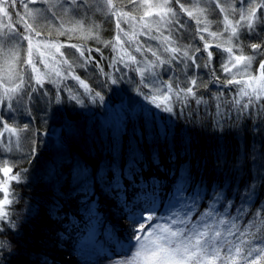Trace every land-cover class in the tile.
<instances>
[{
	"label": "snow or ice",
	"instance_id": "1",
	"mask_svg": "<svg viewBox=\"0 0 264 264\" xmlns=\"http://www.w3.org/2000/svg\"><path fill=\"white\" fill-rule=\"evenodd\" d=\"M190 2L191 0H141L138 3V0H128V4L132 6L128 9V5L118 6L116 0H100L103 7L95 10L106 15L109 20L115 18L116 27L113 39L102 41L100 25L93 24L85 30L83 21L74 19L81 8L93 10L91 0H0V14L3 17L0 20V106L7 108L9 113L25 110L31 115L27 104L34 99L33 93L38 88H44L45 83L52 84L57 89L54 93L55 103L62 102L61 91L67 94L69 101L81 106L85 103V97L93 103L104 101L101 91H96L88 82L90 78H81L76 70L93 64L98 69V75L104 77L102 82H97V86L106 87L128 77V72H123L120 76L113 74L120 73L121 68L117 65H122L139 77L138 82L129 78V83L135 84L134 90L147 104L172 113L175 102L187 104L191 98L196 104L208 103L199 91L200 87L208 88V83L197 74V70L203 68L208 69L211 76L209 83L219 84L225 89L238 86L232 100L238 113L243 115L247 112L251 117L250 110L256 109L260 122L264 124V39L250 45V55L244 54V45L240 42L241 30H247L249 34L256 36L264 34V0H199L200 3L214 5L220 13H224L223 32L230 31V35L215 45L206 40L203 33L207 32L209 36L219 40L223 32L210 31L212 21L207 20L208 9L198 8L199 15H194L186 6ZM18 3L25 9L24 15L12 13L11 9L16 8ZM29 4H47L48 8L29 7ZM144 7L146 10L143 15L138 17L133 14ZM56 8L60 9L72 25L65 29L62 20L57 29L59 35L79 32L80 38L85 41L82 44L67 45L75 49L74 53L62 52L61 49L65 47L63 44L36 39L42 36V32L35 26V22L46 18V11ZM229 12L233 17L238 13V19H230ZM181 13L186 14L189 19L182 20ZM14 16L17 18L13 19ZM192 20L196 23L192 39L198 37L203 41V48L191 42L187 45L180 42L181 37L177 33L180 30L191 31ZM122 25H128L131 31ZM139 37L146 39L140 41ZM88 40L102 42L105 48L112 49L114 55L108 62L112 72L104 70L101 49L87 47ZM23 41L27 42L26 49ZM149 41H155L156 44L152 45ZM213 46L228 54L220 66L223 78L217 75L213 67ZM52 48H55L60 59L51 54ZM234 50L239 51V54H235ZM93 51L101 53L100 60L92 55ZM76 53L79 54L78 57ZM134 53L139 54L140 58ZM203 53H207V58L200 63ZM38 65H43L45 71H41ZM69 80L75 84L69 85ZM41 95L48 96L49 93L43 92ZM222 96L224 92L218 90L213 99ZM24 133H31L30 124L21 127L15 123L14 116L9 115L6 119L0 112V153L21 151L22 141L27 139L22 135ZM144 135L141 132V136ZM36 151V148H32L28 155L34 156ZM251 152V148L245 147L241 153L238 145L233 163L240 170L247 168L250 180L259 178L264 181V164H261L257 177L251 175L254 160H247ZM242 154L245 156L243 164L240 161ZM20 159H25V156L21 155ZM28 162L31 163L30 160ZM153 162H156L155 159ZM26 173L27 169L21 168L16 160L0 156V224L3 225L0 227V237L19 228L17 221L12 218L11 206L17 203L18 196L11 185L13 182L24 183ZM261 187H264V183ZM255 188L256 185L253 184L248 189L246 200L249 204L253 202ZM219 200L218 196L217 202ZM253 206L256 207L254 214L241 207L237 209L236 216H228L227 208L224 213H219L213 204L197 223H192L189 213L184 212L183 216L172 213L163 218L164 223L153 224L154 209L142 208L135 211L139 205L129 207L125 200L123 209L127 210L130 235L126 236V242L117 238L119 250L115 254L120 259L114 260L112 264H264V207L260 206L258 200ZM246 215L254 216V219L242 225L239 221L244 220ZM209 219L212 223H208ZM11 243L0 238V264H7L5 255L13 251ZM43 264H54V261H49L46 257Z\"/></svg>",
	"mask_w": 264,
	"mask_h": 264
},
{
	"label": "trees",
	"instance_id": "2",
	"mask_svg": "<svg viewBox=\"0 0 264 264\" xmlns=\"http://www.w3.org/2000/svg\"><path fill=\"white\" fill-rule=\"evenodd\" d=\"M242 38L250 46L264 39V34L256 36L244 32ZM202 56L200 63L205 60L204 53ZM220 65L221 57L214 51L213 67L223 78ZM77 74L81 78H90L88 82L95 90L108 98L113 85L97 86V82H102L104 77L98 75L93 65L80 69ZM197 74L208 83L207 89H199L207 104H196L191 98L187 104L174 103V110L168 115L170 120L162 122L170 121V125L165 124L163 132L155 128L146 129V123L138 114L141 121L137 118L135 123L129 124L133 127H128L126 131L125 144L115 147L108 137L104 139L100 135L102 133L90 115L97 111V107L91 105L88 99L81 106L69 102L65 92L61 91L62 102L55 103V92L43 89L33 94L34 99L27 104L31 115L25 110L12 113L3 110L6 119L12 115L17 125L30 124L31 127V133L22 134L27 137L22 141V150L10 155L21 168L27 169V179L22 184L13 182L11 185L18 196L17 203L11 206L12 218L19 228L0 237L5 242H12L13 251L5 255L7 264H43L46 256L50 259L43 248L46 240L53 237L60 238L61 246L58 248L61 249L76 241L75 236L78 238L93 232L97 237L104 236L105 247L110 246L115 240V233L119 234L117 219H124L121 210L119 214L115 213L117 210L113 206L118 203L123 209L125 200L130 207L149 206L150 200L157 195L162 196L170 184L187 185V179H169L175 166L188 165V169L195 170V174L209 188H224V196L240 204L246 201L248 189L255 184L253 202L248 204L247 211L256 212L253 204L257 200L264 207V187H261L264 181L259 178L250 180L248 169L240 170L233 163L239 145L241 153L245 147L252 149L247 160H254L251 168L253 177H257L261 164H264V124L260 122L257 110H250L251 117L247 112L240 115L232 104L237 91L235 86L225 89L219 84L209 83L211 76L208 69L201 68ZM122 82L116 84L118 86L114 89L117 91H111V98H131L137 94L135 84L129 83L128 77L126 83ZM218 90L224 92V96L213 99ZM43 92L49 95L42 96ZM155 123L152 121L151 126ZM49 126L61 127V144L53 149L46 145L42 150L39 146L43 143L41 134L47 132ZM141 132L145 133L143 137ZM32 148L37 149L34 156L28 155ZM130 152H135L132 154L133 159L136 157V167L126 165ZM21 155L25 159H20ZM240 161L245 163L243 154ZM120 166L123 171L115 175ZM242 197L245 199L242 200ZM126 211L123 209V212ZM0 227L3 225L0 224ZM54 258L56 262L58 258Z\"/></svg>",
	"mask_w": 264,
	"mask_h": 264
},
{
	"label": "rangeland",
	"instance_id": "3",
	"mask_svg": "<svg viewBox=\"0 0 264 264\" xmlns=\"http://www.w3.org/2000/svg\"><path fill=\"white\" fill-rule=\"evenodd\" d=\"M141 0H138V3H140ZM155 2V0H154ZM116 3L119 5H128V9H131V5L128 4V0H116ZM92 5V12L87 11L85 8H81L79 11V14L74 17L75 20H81L84 23L85 30L89 27H92L93 24L100 25V37L102 41H110L113 39L114 35L116 34V27H115V18L109 20L108 17L104 14H102L100 11H96L95 9L97 7H103V5L100 3V0H91ZM68 5L66 4L65 7ZM189 10L193 11L194 15H199L198 8H207L208 11L206 13L207 20L212 21V24L210 26V31L212 32H223V29L225 27L223 20H224V13H220L218 8H215L214 5H207L205 3H200L199 0H191L190 3L186 5ZM29 7H39V8H48L47 4H36L32 5L29 4ZM146 10V7L140 8L139 11L134 12V15H137L138 17L143 15V12ZM154 10V9H153ZM12 13H19L20 15L25 14V9L23 8L22 4L18 3V6L14 9H11ZM53 12H55V15H53ZM44 16L46 18H40L38 21L35 22V26L39 28V30L42 32L41 37H37V40H50L54 41L59 44L65 45L61 49L62 52L66 54L74 53L75 49L67 47V45L76 43V44H82L85 43L80 38V33H69L68 35L61 36L59 35L58 28L63 20L65 29L71 27L72 25L69 24L68 18L63 16V13L60 11L59 8L46 11L44 13ZM98 17L100 19H98ZM17 17L14 16L13 19H16ZM229 18L230 19H238V13L235 17L232 16L231 12H229ZM2 14H0V20H2ZM151 19V18H146ZM181 19L182 20H188L186 14L181 13ZM31 22V21H30ZM191 25V31L185 32L184 30H180L179 33H177L181 39L180 42L184 45L189 44V42L196 44L197 46L203 48V41H200L197 37L196 39H190L191 36L195 32L196 23L194 20L190 21ZM129 31L128 25H122ZM203 25H201L202 27ZM22 31V28H21ZM244 32H247V30H241V37ZM206 40L211 42L213 45L216 43H220L224 39H226L230 35L229 32H223V35L218 40L215 37H211L208 35L207 32L203 33ZM71 37V38H70ZM123 38V36H122ZM140 41H144L145 37H139ZM235 43V41H233ZM244 45V54L250 55L252 53V49L250 46L247 45V43L242 40L240 41ZM24 45V48H27V42H22ZM35 43V41H34ZM87 47L95 49L99 47L101 49V52L103 53V61L102 65L104 67V70L106 72H112L113 70L108 67V62L110 58L114 55L112 49L110 47L105 48L104 44L102 42L94 41V40H88L86 41ZM150 44L155 45V41H149ZM127 47V44L125 45ZM131 50V49H130ZM214 53L217 52L221 57V64L224 62V60L227 58V53L222 52L221 49L213 48L211 49ZM235 54H239V51L234 50ZM51 54L56 55L57 59H60L59 54L55 53V48H52L50 50ZM137 55V58L139 59V54L134 53ZM87 55V53H86ZM92 55L96 58V60H100L101 53L93 51ZM205 60L207 58V53H204ZM76 56L78 57L79 54L76 53ZM71 58V57H69ZM0 63H2V59H0ZM93 64L87 65L85 68L92 66ZM41 69V71H45V68L43 65H38ZM175 66V65H174ZM221 66V65H220ZM117 67L121 68L120 73H113L116 76H120L123 72H128V78H132L139 81V77L136 76V73L133 71H128V69L123 68L122 65H117ZM256 65L254 64V68ZM183 68V65H181V69ZM84 68H78L76 71ZM94 69H96L94 67ZM98 71V69H96ZM221 70V67H220ZM222 71V70H221ZM223 73V72H222ZM255 74V73H254ZM54 75V73H53ZM126 83V78L123 79L122 83ZM69 85L75 84L74 81L69 80L67 81ZM112 86V84H110ZM126 85V84H125ZM118 85H113L112 89L108 92V98L107 96H104V101H96L95 103L91 102L87 97L84 99H88L89 103L91 105H96L97 111H93L91 115V119L94 120L93 122L96 123V126L100 130L99 132L104 139L107 137L109 138L110 142L115 146H118L119 144H125L126 140V131L128 130V127H133L132 125H129L131 122L135 123L136 119L139 118L138 114L142 116V122L144 121L147 126L146 129H158V131H164L165 124L170 125V121L168 123H162L166 120H170L169 116L171 113L164 112L162 110L156 109L153 105L147 104L146 101L143 100V97L141 95L136 94L135 96H132L131 98L129 96H123L121 98L115 99V97L111 98V91H117V89H114ZM236 89L238 86H235ZM78 88V85H77ZM110 88V87H109ZM43 89H49L57 92V89L53 87L52 84L45 83L44 88H38L37 91L43 90ZM36 91V92H37ZM82 91V90H81ZM144 91H147L145 89ZM35 92V93H36ZM33 93V94H35ZM66 94V93H65ZM134 95V94H133ZM67 98V94L65 95ZM68 102V100H67ZM70 102V101H69ZM176 103V102H175ZM173 104V108H174ZM151 109V111H149ZM3 110H7V108L0 106V111L3 112ZM140 120V118H139ZM141 121V120H140ZM153 122H156L154 125L151 126ZM59 126H49L48 131L43 132L42 135V144L41 149L44 150L45 146L48 145L49 148H56L59 144H61V136H60V129ZM131 129V128H129ZM133 129H137L134 127ZM68 131V129H67ZM149 135V133H148ZM14 139V138H10ZM134 143L133 141L131 142ZM126 147V145H125ZM120 149V148H119ZM114 151L117 149H113ZM135 152H130L129 157L130 160L127 161L126 165L127 167H136V163H134L136 157L133 159V154ZM12 153L3 154L0 153V156H4L5 158L10 157ZM126 156V151H125ZM124 164V163H123ZM125 165V167H126ZM126 167V168H127ZM125 170V168H124ZM130 170V169H127ZM123 171V168H117L115 171L120 172ZM171 173H174L173 175H169V179L172 178V180H188L187 185L179 186L177 183L170 184L168 188L164 192H162V196L157 195L153 199L150 200L149 206L139 205V208H137L135 211H140V209H154L152 212V215L154 216V220L152 221L153 224L157 223H164V217H169L172 215V213H177L178 215L183 216L184 212H188L192 223H197L200 219L203 213L210 210L211 206L215 204L216 210L219 213H224L225 208L228 209V216H236L237 209L238 208H246L248 207V201L246 200L244 203H237L234 200L228 199L224 196V188L216 187V188H209L210 186H207L205 183L201 181V178H199L198 174H195V170H189L188 165L182 166H175L172 167ZM126 177V176H125ZM0 179H2V174H0ZM212 185V184H210ZM0 196H2V193H0ZM220 197V200L217 202V197ZM230 203L232 206H230ZM114 205L113 202H111V205ZM130 207V205H129ZM113 208H115L117 211L115 213H120L121 210L122 217L124 219L120 220L117 219V222L119 224L117 225V229L119 231V234L115 233V240H112L110 243L111 245L108 247L104 246V236L97 237L96 234L93 232H88L85 234V236H79L78 242H70L71 244L69 247H62L61 249L58 248L61 246L60 238L53 237L49 240H46V245L44 246L43 250L47 252V255L50 256V261H54L52 258L56 259L57 261L54 262V264H112L114 260L120 259L119 256H117L115 253L119 250V247L116 243L117 238L121 240V242H126V236L130 235V231L128 228L129 221L126 218L127 211L123 212V209L120 208L118 205H114ZM120 215V216H121ZM254 219V216L252 217H246L244 220L239 221L242 225L245 223H248ZM208 223H212L211 219L208 220ZM255 231V229H252ZM106 237V236H105ZM69 238V237H68ZM71 241L72 238H69ZM114 241V242H113ZM59 245V246H58ZM106 245V244H105ZM42 252V251H41ZM48 257V256H46ZM59 258L63 260H59Z\"/></svg>",
	"mask_w": 264,
	"mask_h": 264
},
{
	"label": "bare ground",
	"instance_id": "4",
	"mask_svg": "<svg viewBox=\"0 0 264 264\" xmlns=\"http://www.w3.org/2000/svg\"><path fill=\"white\" fill-rule=\"evenodd\" d=\"M74 239L76 240V242H78V240H79L76 236L74 237Z\"/></svg>",
	"mask_w": 264,
	"mask_h": 264
}]
</instances>
